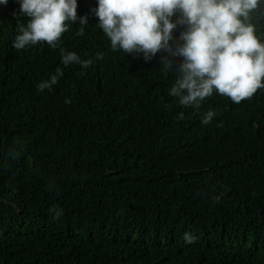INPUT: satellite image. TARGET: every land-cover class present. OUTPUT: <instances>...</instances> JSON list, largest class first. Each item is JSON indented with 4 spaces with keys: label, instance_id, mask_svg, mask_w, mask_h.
<instances>
[{
    "label": "trees",
    "instance_id": "trees-1",
    "mask_svg": "<svg viewBox=\"0 0 264 264\" xmlns=\"http://www.w3.org/2000/svg\"><path fill=\"white\" fill-rule=\"evenodd\" d=\"M96 7L78 0L89 26L60 41L85 60L104 54L83 69L46 42L16 50L26 18L17 0L0 5V264H264V89L182 107L165 53L113 52ZM252 22L264 35V12Z\"/></svg>",
    "mask_w": 264,
    "mask_h": 264
},
{
    "label": "clouds",
    "instance_id": "clouds-1",
    "mask_svg": "<svg viewBox=\"0 0 264 264\" xmlns=\"http://www.w3.org/2000/svg\"><path fill=\"white\" fill-rule=\"evenodd\" d=\"M9 0H0L6 6ZM26 23L19 27L13 41L16 50H24L46 42L59 49L65 67H91L104 54L94 59H82L76 52H68L60 41L70 26L77 22L75 33L83 37L89 26V16H78V0H17ZM92 9L98 18L96 25L110 41L113 52L128 55L142 54L145 62L158 53L161 66L178 73L169 95L180 106L198 112L203 102L221 95L239 104L264 89V35H258L253 13L264 12V0H96ZM183 31L177 39L175 32ZM180 62L177 68L176 62ZM64 76L61 68L36 88L43 93L52 91ZM66 100L65 103H70ZM216 113L203 114L201 123L208 125ZM178 120L184 119L180 112ZM53 219L63 216L59 208L49 209ZM186 244L196 242L194 233L186 232Z\"/></svg>",
    "mask_w": 264,
    "mask_h": 264
}]
</instances>
